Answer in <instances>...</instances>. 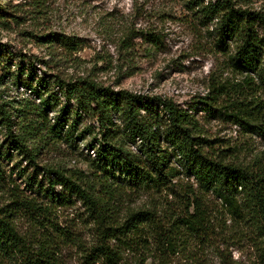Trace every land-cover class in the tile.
Listing matches in <instances>:
<instances>
[{"label": "rangeland", "instance_id": "obj_1", "mask_svg": "<svg viewBox=\"0 0 264 264\" xmlns=\"http://www.w3.org/2000/svg\"><path fill=\"white\" fill-rule=\"evenodd\" d=\"M190 1L0 0V101L6 103L15 121L14 133L27 131L31 119L39 120L41 127L29 132V145L37 151L39 166L35 167L8 141L9 131L0 114V163L6 172L5 180L0 179V205L14 211L18 230L35 245L33 250L38 249L36 241L45 239L42 234L52 231L50 244L54 243L62 264H110L104 257L88 262L92 259L87 254L100 243V230L78 197L53 205L43 192L28 188L26 176L20 175L22 169L26 174L37 170L43 186H51L56 177L44 168L58 167L74 178L83 172L85 179L96 181L98 177L88 174L95 170V148L89 144L98 136L96 122L85 114L74 121L72 112L66 125L57 126L61 104L44 110L32 89L17 84L18 76L25 78L31 72L35 79L45 78L49 82L46 95L59 92L54 83L59 75L67 80L87 76L104 86L170 98L193 114L202 135L214 141L213 146L231 148L232 158L238 162L264 166V124L259 120L260 127L249 131L231 116L250 110L258 98L264 101V92L257 79V85H249L246 74L232 67L229 57L237 42L228 40V49L219 48L218 20L206 18L202 6ZM212 1L217 0H204V5ZM232 1L237 8L264 13V0ZM61 102L65 103L63 97ZM28 105L34 111L31 114L21 110L29 109ZM70 107L76 109L74 101ZM40 112L43 115L39 116ZM128 145L138 151L139 142ZM180 163L173 160L184 169L174 180L175 189L186 193L185 185H197L195 178L185 173L184 161ZM55 190L67 192L62 185ZM202 196L213 230L203 239L190 240L186 251L172 256L167 264H264V239L258 229L235 219L212 192ZM118 198L119 216L131 209H151L163 222L171 220L182 206L180 196L167 188L126 189ZM29 199L49 207L46 219L41 218L44 225L35 220L38 210L21 206V200ZM107 244L116 249L121 243L112 239ZM142 257L141 248H125L118 264H157L138 261Z\"/></svg>", "mask_w": 264, "mask_h": 264}, {"label": "trees", "instance_id": "obj_2", "mask_svg": "<svg viewBox=\"0 0 264 264\" xmlns=\"http://www.w3.org/2000/svg\"><path fill=\"white\" fill-rule=\"evenodd\" d=\"M191 3L201 5L206 18L218 20L216 44L219 48L228 49V40L237 42L235 53L229 57L232 67L246 74L244 79L249 85L256 84L257 79L264 92V13L237 8L232 0L212 1L207 5H204V0H192ZM55 78L59 92L48 95L49 82L43 77L35 79L31 72L25 78L18 76L16 82L32 89L44 110L61 104L55 120L57 126L66 125L73 113L74 121L85 114L91 122H96L100 137H94L89 144L95 148V170L88 174L98 178L89 181L83 172L81 177L74 178L66 173L67 169L46 167V172L56 178L51 179V186L45 187L38 179L37 170L26 174L22 169L20 175L26 176L28 188L33 192H43L53 205L67 204L75 195L87 206L100 230L99 245L87 254L92 259L89 263L104 257L110 264H118L123 249L141 248L143 257L138 261L167 264L172 256L186 251L190 240L203 239L213 230V221L202 196L211 192L235 219L252 224L264 239L263 165L238 162L232 158L231 148L213 146L214 141L202 135L193 114L170 98L104 86L87 76L76 80H67L59 75ZM236 85L241 87L240 83ZM221 91L219 89L217 96ZM62 97L65 100L63 104ZM73 101L75 110L70 107ZM27 108L21 110L27 114L34 112L29 105ZM8 112L6 103L0 101V114L9 131L8 141L38 167L36 147L29 145V134L41 129L39 120L31 119L26 124L28 130L16 134L12 129L15 121ZM231 116L245 129L257 130L260 124H264V101L258 98L250 110ZM259 120L262 121L260 124ZM128 142H139L138 151H133ZM174 159L181 163L184 161L185 173L195 178L197 188L185 185L186 193L175 189L174 180L180 178L184 169L174 165ZM5 177L6 172L0 163V179L5 180ZM57 185H62L67 192H57ZM164 188L179 195L182 202L171 220L163 222L156 219L151 209H131L119 216L121 201L118 197L126 189L159 191ZM22 205L29 210H38L40 214L35 220L44 225L41 218L46 219L47 205L30 199L21 200ZM13 212L0 205V264H62L56 257L54 243L50 244L52 231L43 233L45 241H36L38 246L35 248L38 249L33 250L35 245L20 234ZM112 239L121 243L116 249L107 244ZM261 249L264 258V244Z\"/></svg>", "mask_w": 264, "mask_h": 264}]
</instances>
